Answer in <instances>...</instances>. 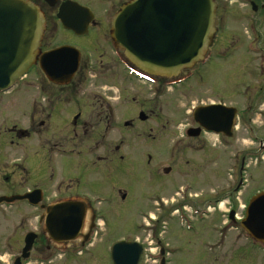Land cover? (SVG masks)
I'll return each mask as SVG.
<instances>
[{
  "label": "rangeland",
  "instance_id": "374dc122",
  "mask_svg": "<svg viewBox=\"0 0 264 264\" xmlns=\"http://www.w3.org/2000/svg\"><path fill=\"white\" fill-rule=\"evenodd\" d=\"M214 2L215 4L219 3L221 13L226 14L223 15L221 23H219V20L215 23V15L214 26L216 29L218 27L220 37L222 36L224 39L227 37L225 39L226 44L224 43L221 46L222 48L224 46V52L228 54L233 50L234 43H231V41L236 40L237 37L242 38L243 35L246 39L251 36L248 28H243L238 21H234L236 19L233 17H237V15L231 12L239 5L241 6L244 1L214 0ZM220 11L218 10V14H220ZM260 16L262 15L259 12L254 15L262 21L263 18ZM236 28H238L237 31ZM50 30L51 28L45 35L46 45L56 46L61 41H68L74 46L80 47L79 41L72 39L65 29L54 28L53 32H50ZM102 30L104 31V28ZM233 35L235 39L232 40ZM90 37L92 39L95 36L91 34ZM217 39L219 40V38ZM106 41H110V38L108 37ZM104 43L107 44L101 45ZM96 46L97 48L90 52L91 56L87 54V49H82L85 51L81 53L80 66L86 64V68L83 69L84 76L81 81H78L79 75L74 78V83L88 85V88L83 91L84 88L80 86L76 98L85 104L84 106L89 110V116H92L102 110L100 99L106 98V93L111 95L112 103H114L118 114L111 122L113 125L111 124L107 134L109 136L105 137V140L109 147L122 145L120 152L116 155H122L123 159L119 161V165L114 164L113 169L124 171V173L120 172L117 175L111 171V178L116 181L117 187L121 186L128 192V198L124 201L119 200V197L117 199L110 198V203H105L101 209V213L107 222L101 218L96 220V227L93 231H97V234L94 236L91 247L83 248L81 254L78 255L76 245L78 246L79 242L60 245L54 264H110L107 258V246L110 242L116 240V238H134L133 240H138L145 245L146 235L155 232L158 233L162 242L165 241L171 244L180 242L179 245L173 246V249L177 248V253H180L177 254L178 260L187 259L188 264H230V261L234 260L232 254L247 241L240 232L243 229L238 223L229 222L227 214L230 207L236 206V216L242 218L243 210L238 208L239 204H246L248 197L262 186L264 153L255 152L252 158L245 159L246 162L250 160L249 165L252 167L249 170V172L251 171V180H248L249 183L235 193L233 191L234 186L229 183L231 177L228 174V172L230 173L228 158L231 157L232 153H235L234 158H236L237 165L235 170H237L238 177L245 179L246 172L239 176L238 171L241 156L239 153L251 141L247 137L245 127L240 125L238 135L229 142L220 139L219 141L216 136H208L206 139L207 148L204 152L200 150L201 145H199L203 142L202 140L197 139V136L194 139H187L182 134L184 126L188 127L193 124L192 107L216 100L231 102L233 99H235L238 110L247 105L240 94L247 92V90L254 93L259 85V80L254 81L249 75L252 72L251 64L254 58L256 60V56L242 55L244 52L239 50L236 58L230 57V54L226 62L223 63L214 58L216 55L213 50V57L201 67L200 72L196 69L197 66L194 67L192 70L193 76L188 81L178 85L162 87L159 86V82L155 86L150 85V82L147 83L148 81L143 79L135 83L123 80L122 83L120 75V79L116 76L117 79L114 81L113 74L110 72L115 65L111 64L109 58L114 60V52L119 60L126 62L128 59L121 49L114 48L112 50L113 46L110 42L100 43L99 40ZM101 53H103L102 56H100ZM103 57L104 59H102ZM106 59L110 63L104 62ZM120 67L121 65L116 68L119 69ZM200 74L203 75L202 79H199ZM44 78L43 73L39 72L38 69H34L27 74L26 78L18 81L17 85L8 92H0V194H22L26 187H32V185L40 182L39 173L41 168H38V155L42 153L41 147L47 144V136L40 133L39 123L42 119L47 120L48 111L54 107V104H59L61 96L66 93V90L62 89L58 97L56 93L59 89L48 85ZM251 80L256 85L252 88L249 86ZM26 83L30 85L26 90L31 91L25 100L27 103L31 100V97H35L37 85L43 83L46 88L51 87L54 92L51 103L46 106V102H41V100L40 107H38L39 113H42L40 110L46 109L45 113L43 112L41 115L36 113L31 117V113L26 112L27 106L23 103L25 97L22 85ZM40 97L41 94L37 96L39 100ZM44 99L46 101L47 98L44 97ZM262 102L259 109H262L263 112L255 117L256 123L252 125L264 132V100ZM135 104H141V110L148 115V120L141 121L136 117L134 125L126 127L118 118L123 113V119H128L134 110L133 106ZM43 105L45 106L41 109ZM64 106L66 107V105ZM256 109L258 110V108ZM58 116L60 120H57V122H59L58 126L60 127L56 132V136H60L61 140L57 138L54 141L58 140L60 142L57 143L62 142L61 144L64 145L66 144L64 140L69 138L70 129L68 128L69 125L65 123L63 115L58 114ZM102 118L100 117V119ZM97 121V118L91 120L93 130L103 128L105 124V122L97 123ZM131 122L133 123V121ZM51 126L54 127L53 124ZM28 127L34 129V132L38 135L26 134ZM95 132H93L92 142L98 139ZM51 143L50 141L48 145H51ZM169 144L170 147L175 146L172 161L166 158ZM147 153H154L156 156L151 160V164L163 160L164 162H161L160 167L173 165V172L171 171L168 174L153 173L154 167L151 164L148 167L146 164ZM53 154L50 157L56 161L54 163V169H56V164L62 165V163L56 160V155ZM93 156L95 160V154ZM56 158L58 159V157ZM158 158L160 159L156 160ZM108 171L107 169L98 175H90V179L92 175L93 179L87 183V186L93 190V194L103 193L111 189L109 185H102V182L109 180ZM147 171L150 172L151 180L148 179ZM93 172H97L94 165ZM141 172L143 173L140 174ZM5 177H9L8 180H5ZM190 183H192L191 187L186 190V185ZM152 192L160 193L163 201L165 200L167 203L166 206L164 204L163 206L153 204L151 207L150 216L157 218L156 221H150L138 214L140 206L144 205L146 207L145 195ZM186 192L187 196L189 195V202L185 200ZM225 192L231 193L229 198L220 199L224 203L223 205L219 204V207L216 204L215 209L216 201L222 197L218 198V196ZM49 194L52 193L49 191ZM195 195H199V197L194 198ZM111 196V192L103 194V197ZM180 201L184 202L182 208L179 206L178 211H169L172 205L171 202L178 205ZM158 202L160 203V201ZM206 209L209 211L204 214V212H207ZM26 210L25 203L21 200L15 201L10 206L0 205V264H11V260L20 252L18 237L24 231H31L32 226H34V220L33 225H26ZM90 216L89 212L84 223L83 233L88 227ZM31 222L30 219L27 221L28 224ZM154 246H149L153 252ZM175 255L171 252L170 259L175 261Z\"/></svg>",
  "mask_w": 264,
  "mask_h": 264
},
{
  "label": "flooded vegetation",
  "instance_id": "af4514ba",
  "mask_svg": "<svg viewBox=\"0 0 264 264\" xmlns=\"http://www.w3.org/2000/svg\"><path fill=\"white\" fill-rule=\"evenodd\" d=\"M34 5H36L40 12L43 15L44 18V32L41 39L40 44V52L37 56L39 58L41 54L47 50H50L52 48L64 45V44H70L67 42L58 43L56 46H48L46 45L45 39H46V33L51 28L50 32H53L54 28H63V25L60 21V19L57 17V13L59 11L60 6L66 1V0H29ZM72 2H76L79 5L88 8L92 13L93 17L90 20L88 24L87 31L82 34L78 35L72 30H67L69 34L71 35L72 39L79 41V50L80 52L82 49H87L89 56H91L90 52L94 51L95 48H97L98 41L100 40V43L103 42H110L113 46V49L116 48V45L112 41H106V39L110 38V26L112 22L113 15L120 9V7L128 2L129 0H69ZM226 2H233V1H244L241 6L237 7L235 10H232L237 17H233L240 23V25L243 28H248L250 32L249 39H246V37L243 35L242 38L237 37L236 40L231 41L233 42V50L232 52L226 54L224 52V46L222 48V44H226V38L224 39L222 36H219L218 33V27L215 29L214 33L212 34V37L210 39V42L206 48V51H204V57L202 58V61L198 62L197 65L199 66V72L201 70V67L204 66L206 62H208L212 56V51H215L216 57H214L216 60L222 61L223 63L226 62L228 56L231 54L230 57L236 58L237 51L242 50L244 53L242 55L248 54L249 56H256L253 59V62L251 64V71L249 75H251V78L253 80H259V85L256 87L254 93L250 90H247V92H244L243 94H240V97L244 98V102L247 103V105L239 109L236 106L235 99H233L231 102H225V101H213L209 103H202L201 105H208V104H219L223 105L225 109L224 112L230 111V109L235 108L236 114L233 117L227 118L231 120V127L226 132H220L218 134H214L212 132L205 131V128L203 126L199 127L198 124H196L193 121V124L189 125L188 127H183V137H186L187 139L195 138L188 136V129H198V135L197 139L202 140L199 145H201L200 150L204 152V150L207 148V137L208 136H216L218 140H233L238 135V128L240 125L244 126L247 137L251 140L250 144L244 149L241 150V156H240V166H239V174H243L245 171V179L240 177L237 179L236 174L232 175L230 174V182L232 186H234L233 191L237 192V187H240L244 184V182L249 183L248 180H251V171L249 172L251 165H249V161L246 162V158L250 159L252 158L253 154L255 152L264 153V132L261 130H258V127L253 126L252 124L256 123L255 117L258 114H261L263 111L262 109H259V105L262 104L264 100V0H225ZM222 2V1H221ZM245 8L244 10H242ZM218 10L220 11L219 3H216V11H215V23L217 20L221 21L223 20V15H226L224 13L218 14ZM260 13L263 18L262 21H260L258 18L254 17L255 14ZM254 14V15H252ZM218 18V19H217ZM104 28V31L102 30ZM260 28V29H259ZM238 28H236L237 31ZM262 30V35H261ZM96 31V32H95ZM234 33V32H233ZM93 34L95 37L91 39L90 35ZM223 35V34H222ZM219 38V40L217 39ZM235 39L234 35L232 37V40ZM103 41V42H102ZM107 43L101 44L106 45ZM74 46V45H73ZM102 46V47H103ZM227 46V45H225ZM222 48V50H221ZM117 49V48H116ZM115 56H113L114 60L109 58L111 61V64L115 65L116 67L121 65L119 69H117L115 66L114 68H111V74H113L112 78L115 81L117 79L116 76L122 77V83L124 81H128L129 83H135L137 81L142 80V77L140 73L147 74L153 79L151 80L153 85H157L159 82V86H168L172 85L173 76L172 75H161L158 73H153L147 70H144L140 68L137 64L133 63L132 61L128 60L127 63H124L123 60H119L118 56L113 52ZM103 53L100 54L102 56ZM212 58V59H214ZM104 59V57L102 58ZM101 59V60H102ZM108 59L104 62L110 63ZM255 60V61H254ZM81 65V58L79 62V68L75 75L73 76L72 80L69 83L66 84H55L48 82L46 78H44L45 81H47L48 85H51V87H57L58 93L56 95L60 96V91L62 89L66 90V93L61 96L59 101V104L55 105L54 107L48 111L47 113V120L42 119L39 123L40 133L42 135H46L47 144L44 145L42 148V153L38 155V168L40 169L39 173V179L40 182L37 184L32 185V187H26L23 193L26 192H32L35 189L40 190L37 196H32L31 201L34 199H38L39 201L37 205H31L29 202L30 200H24L25 206H26V220L29 219L32 221L30 224L27 223L26 225H33L34 220V226L31 230L34 231H24L21 233V236L19 238V244L24 242V238L28 232L34 233V240L29 252V256L27 259L22 260V264H28V263H42L43 261L48 262V264H54L55 261L50 260V257L52 255V251H55L56 246L59 243L54 242L51 237L48 235V231H46V228L44 226V219L46 217V210L47 206L60 203V202H66V201H74V202H80L83 204L85 209V214L88 212V210L91 212V214H94V205H104L105 203H110V198L117 199L119 197V200L124 201L128 198V192L123 187H117L116 181H114L111 178V171L115 173V175L119 174L120 172L124 173V171H119L117 169H113V165L117 164L119 165V161L123 159L122 155H116V153L120 152L121 145H114L113 147H109L107 144L105 137L107 136V131L110 127V123L113 121L114 117H117V110L115 109L114 103H112L111 95H108L106 93V98L100 99V107L101 111L97 112L96 115L89 116L90 113L88 112L87 108L84 106L85 104L80 100L77 99V92L80 91L79 87H83V91L87 90L88 85H84L82 83H74V78L76 76H79L78 81H81L82 77L84 76L83 69L86 68L85 65ZM39 62L38 60L36 63L32 66L31 71L38 68ZM191 69H185L181 73H187L190 72ZM30 71V72H31ZM119 73V74H118ZM123 73V74H122ZM28 74V73H27ZM27 74L24 78L27 77ZM120 75V76H119ZM179 75L175 76L177 79ZM190 74H185L182 76L181 82L185 83L190 78ZM203 75L200 74V78L202 79ZM111 77L109 76V79ZM108 79V78H107ZM144 80V79H143ZM249 83V86L252 88L255 85L253 82ZM146 81V80H144ZM120 82V83H121ZM109 84V83H107ZM28 84L23 85V93H24V102L27 106V113H31V117H33L36 113L38 115L43 114V112H46V109H42L45 105L41 107L42 110H40L42 113L38 112V107H40V101L46 102L47 104L51 103V98L53 97L54 92L52 91L51 87L49 86L46 88V85L43 83L39 84V86H36V95L35 97H31V100L25 102V100L28 98L31 93V91H27L26 88L28 87ZM4 93V92H1ZM41 94L40 100L37 98L38 95ZM46 97V101L44 99ZM263 98V100H262ZM118 102V101H116ZM234 103V104H233ZM66 105V107L64 106ZM69 106V107H67ZM141 104H135L133 106V111L131 112V116L124 120L123 119V113L120 114L118 120L123 123L124 126L134 125V120L136 116L143 112L145 115V119L143 121L148 120V115L144 111L141 110ZM258 108V110L256 109ZM259 112V113H257ZM59 115H63V119L65 120V123L69 125L70 134L69 138L65 139L64 145L58 140L60 139V136H56V132L58 131L59 127L57 120L59 119ZM85 118H84V117ZM227 116V115H226ZM225 116V118H226ZM100 117H103L100 119ZM82 118V120H81ZM94 118H97V123H103L105 122L103 128H96L93 130V125L91 123V120L93 121ZM150 119V117H149ZM133 121V123L131 122ZM127 123V124H126ZM51 124L54 125V127L51 126ZM88 124V125H87ZM87 125V127H86ZM44 126V128H42ZM44 129V130H43ZM26 134L28 135H38V133L34 132V129L28 127L26 129ZM24 131V130H21ZM95 132V136H97V140L92 142L93 132ZM194 132V131H193ZM227 133V134H226ZM52 134V135H51ZM138 134V133H137ZM150 135V134H148ZM57 141H54V139H57ZM148 139V137H146ZM101 145V148L98 146V141ZM219 140V141H220ZM52 142L51 145H48L49 142ZM153 141V139H152ZM154 142V141H153ZM216 145V144H215ZM231 152V151H230ZM54 153L53 155H56L58 159L55 157L56 160H59L62 165L56 164V169H54V159H51L50 155ZM95 154V160L94 155ZM172 150H170L166 154V158L169 161H172L173 156ZM235 153H232L231 157L228 158L229 164H230V170H234V166L236 165V158H234ZM146 164L148 167H150L151 160L156 157L154 153H147L146 154ZM170 158V159H169ZM263 158V157H262ZM160 158L156 159L159 160ZM227 160V161H228ZM161 162H164L161 160L159 163L154 162L152 167H154L155 172H163V173H170L172 171L171 167H160ZM99 163V165H98ZM93 165L95 166V169L97 172H93ZM43 167V168H42ZM38 169V170H39ZM109 170L107 174L109 175V180H105L102 182V185H109L110 190L103 192V193H97L93 194V190L90 189L87 186V183L90 182L93 179V175H98L100 172H105L106 170ZM115 170V171H114ZM249 172V173H248ZM141 172L140 174H142ZM91 176L90 179V175ZM146 174L148 175V179L151 180L150 172L147 171ZM264 176V175H263ZM262 176V177H263ZM44 177V178H43ZM7 179V177H5ZM262 186L259 187V189L255 190L254 194L248 197L247 202L257 193L264 191V178L261 179ZM246 183V184H247ZM249 186V185H248ZM123 190V193L121 194V191ZM49 191L52 194H49ZM111 192V197H103L104 193ZM230 196V192L228 194V198ZM103 197V198H102ZM157 195H153V192L150 193L146 198V204L142 206L141 211L143 213H149L152 204L155 203L157 199ZM150 203V204H149ZM230 210L234 212V217L236 215V206L230 207ZM244 215V211H243ZM236 223V222H234ZM241 233H245V240L247 243L242 244L235 253H233L234 260L230 261V264H264V238L261 241L255 240L250 234L246 233L245 231H240ZM150 239V240H149ZM174 241V240H172ZM145 245L144 247V260L141 264H188L187 259H180L178 260L177 254V248L173 249V246L179 245V243H169L165 241H161L158 234H147L145 238ZM150 245H155L154 252L151 251V248H149ZM243 247V248H241ZM240 249V250H239ZM171 252L173 254L175 253V261L171 258ZM47 254V255H46Z\"/></svg>",
  "mask_w": 264,
  "mask_h": 264
},
{
  "label": "water",
  "instance_id": "95a60500",
  "mask_svg": "<svg viewBox=\"0 0 264 264\" xmlns=\"http://www.w3.org/2000/svg\"><path fill=\"white\" fill-rule=\"evenodd\" d=\"M215 7L213 0H129L113 16L111 37L141 68L174 75L204 54L215 29ZM57 17L65 28L83 34L93 16L86 8L66 1ZM43 31V15L32 2L0 0V90L9 89L36 60L48 80L66 83L72 78L78 68L79 51L63 45L37 58ZM223 109L219 105L199 106L194 109L193 117L207 131L226 132L232 123L227 118L233 117L235 110L226 113ZM139 117L145 118L143 113ZM198 132L195 129L188 134L196 136ZM37 193L35 190L24 195L2 196L0 203L31 198ZM47 209L49 232L55 237L60 235L59 240L74 238L82 224V207L64 202ZM241 225L255 238L263 240L264 192L249 202ZM32 239L33 234L26 236L23 258L28 256ZM110 254L113 264H141L143 261V248L136 242H115ZM14 264H20V257Z\"/></svg>",
  "mask_w": 264,
  "mask_h": 264
}]
</instances>
